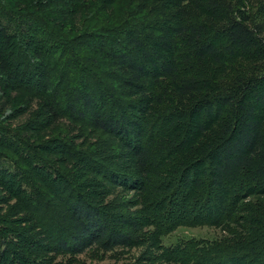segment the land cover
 Listing matches in <instances>:
<instances>
[{
  "label": "trees",
  "instance_id": "trees-1",
  "mask_svg": "<svg viewBox=\"0 0 264 264\" xmlns=\"http://www.w3.org/2000/svg\"><path fill=\"white\" fill-rule=\"evenodd\" d=\"M114 1L0 0V100L34 95H12L9 82L23 79L28 46L43 119L27 124L58 130L39 146L62 147L99 180L134 190L141 208L118 211L91 179L83 191L50 159H24L33 147L0 126L13 155L0 154V179L15 200L0 212V264L136 246L156 205L176 198L188 200L187 217L156 213L152 240L184 223L222 225L226 235L162 248L170 263L264 264V0ZM74 128L84 146L105 138L75 150ZM20 212L29 227L18 226Z\"/></svg>",
  "mask_w": 264,
  "mask_h": 264
},
{
  "label": "rangeland",
  "instance_id": "rangeland-1",
  "mask_svg": "<svg viewBox=\"0 0 264 264\" xmlns=\"http://www.w3.org/2000/svg\"><path fill=\"white\" fill-rule=\"evenodd\" d=\"M125 1L126 0H116L114 1L115 5L113 7L125 8V6L122 7ZM79 19L80 18H78V20ZM49 20L44 19L43 22H45V24L46 23L52 24L51 18ZM22 21L23 20L21 19V17H16V16L12 20L14 26L20 25V22ZM21 49H26L25 51L27 52L29 59L17 65V67H19V71L23 75L22 77L23 79L21 81H14V80L9 81L12 87L11 94L17 96L18 98L19 96H24L25 91L14 89V88H23L29 90L30 92L33 91L32 93H34V95L31 94L29 96L32 98L27 97V102L24 101L20 102V99H17L15 101V99H13L12 100L13 103H12L11 98L1 99L0 126L2 128H5L6 130L14 131L17 136H21L25 142L27 141V143L33 147V150L30 151L29 154L25 153L23 158L29 159L28 157L30 156V154L33 153L36 157L45 158L46 160L50 159V161H52L60 171L69 170L70 172L69 174H72V176L69 175V179L71 182L75 183L73 184L74 186L78 185V182H81L83 180L84 183H80L77 186L79 189H83V191L86 190L87 187L85 185L89 186L90 184L87 179H91V182L95 184L96 189L99 190L102 187H104L103 194L105 195V198L107 200L109 201L111 200L113 202V205L119 204L122 207L124 206V208H118V211L126 210L132 213L139 210L141 208V205L136 201L137 197L135 195L134 190L128 187L113 186L107 183V181L99 180L93 174H91L89 169L83 167L81 164L76 163V161L65 159L64 158L65 153H63L64 151H62L61 149L62 147L48 146V148L46 149L39 146L41 143L48 140L49 138L56 136L57 135L56 132H58V130L53 129L54 126L52 125L46 127L45 129H41L38 128L37 126L33 127V125L28 126L27 124L31 116L34 117L33 121L39 122L41 119H43L39 111H36L37 105L35 103L37 100H39L40 98L39 95L42 94L41 85L39 84V82H41V80H39L41 78V72L38 71V69H36L37 66L34 64L33 61L34 57L32 56V52L29 50L28 46L27 47L21 46L20 50ZM12 52L16 54L18 50L14 48ZM35 112L36 114H34ZM63 122L69 124L66 121ZM52 131H54V133ZM63 133L64 131L61 134ZM79 134L80 131L74 128L73 131L69 133V136H73V137H71L72 139L71 138L68 139L69 140L68 143L71 144V146L75 150H80V151L85 150V152L96 150L98 144L93 142H98V140L100 139L103 140L105 138L102 136L97 137L98 135L95 137L92 136L93 138L91 139L88 138L84 146L83 145L84 140ZM59 136L61 137V139L64 140L69 138L66 137L64 134ZM14 141L15 140H13V142ZM103 143H100L99 145L101 146L103 145ZM6 152L7 154L13 156L12 153H10V151L0 146V154H4ZM5 179L6 177H1L0 179V197L3 196L4 197L3 200L5 201L4 203H0L1 213L6 212L8 205L13 204V202L15 201L14 197L9 196L11 192L14 191V187L8 186L7 183H4ZM186 206L187 207L189 206L187 199L176 198L175 202L171 200H165L161 204L156 205L155 212L164 219L165 218L170 219L172 218V214L174 215L176 214L177 215L176 218L180 220L187 217L184 210ZM156 213H154L153 215L149 216L148 219H146L143 227V231L145 232L143 236V243L137 244L136 246L116 247L115 249L109 252H103L93 247L91 249L86 250L84 253L78 255H57L55 253H46V252L43 253L46 257H50V261H51L50 264H175V263H170L169 258L171 257L169 253L166 254V251L165 252L162 251V248L174 244L176 241L181 239L193 238V239L213 240V239L221 238L222 236L226 235V232L223 229L222 225L214 226L210 224L184 223L177 225L167 234L166 233L163 234V236L159 241L155 238L154 240H152L151 232L153 231L154 226L149 225L148 223L150 222V220L156 218ZM204 213L208 214V212H204ZM27 215L28 213L25 212H20L16 214L15 218H21V219H17L19 221L17 223L18 226L29 227L30 222L28 221L29 216ZM197 216L199 218L205 217L204 215H202L201 212L197 214ZM37 231H38L37 229H32L31 233ZM20 246H22V241L20 242ZM37 258H41V257H37ZM24 264H29V263L25 262ZM206 264H214V263L207 262Z\"/></svg>",
  "mask_w": 264,
  "mask_h": 264
}]
</instances>
